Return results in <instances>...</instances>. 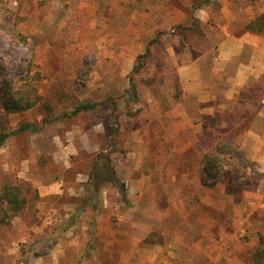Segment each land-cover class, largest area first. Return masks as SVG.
Wrapping results in <instances>:
<instances>
[{
    "label": "rangeland",
    "instance_id": "1",
    "mask_svg": "<svg viewBox=\"0 0 264 264\" xmlns=\"http://www.w3.org/2000/svg\"><path fill=\"white\" fill-rule=\"evenodd\" d=\"M205 1L0 0V88L5 83L12 89L22 86L38 97L32 108L22 112L5 113L0 107V132H10L20 124L34 128L10 135L13 152L9 159L0 156V189L21 183L26 200L15 216L4 218L0 210V264H133L128 260L134 262L137 256L129 257L121 246L106 245L97 225H119L116 215H125L119 226L127 228L133 217L143 222L139 212L152 209L150 204L140 203L135 215L128 211L124 151L132 137L138 147L144 128L147 135L158 130L149 101L163 99L170 104L176 99L177 64L195 59L213 46L217 28L207 37L211 29L192 21V6ZM244 1L254 4L255 0ZM175 13L183 14L185 20L177 24ZM261 20L264 22V14ZM155 37L157 42L150 43ZM137 65L139 71L133 72ZM240 94L238 101L225 103L228 109L215 113L222 117L234 110L236 115L242 114L240 110L257 113L264 99V75L249 82ZM86 102L97 105L68 114ZM213 114L203 115V123ZM237 135L235 130L229 133V137ZM211 136L215 142L220 135ZM155 137L150 139L154 147L151 159L165 167L167 161L157 153L159 140ZM235 140L242 144V136ZM68 145L74 149L68 150ZM201 147L198 155L175 156L178 170L190 168L187 162L200 157L202 142ZM105 155L113 163L117 181L95 186L90 172ZM26 160L29 170L19 177L18 168ZM76 178L82 184L78 192L88 200L96 202L106 196L109 202L119 201L108 223L109 211L95 203H87V213H77L81 195L68 191L69 187L77 189L73 186ZM33 181L40 185L59 181L63 191L40 197ZM220 181L233 195L240 194V186L245 184V178H233L228 166ZM153 189L156 195L169 190L165 185ZM184 189L182 193L195 190ZM100 214L105 216L98 219Z\"/></svg>",
    "mask_w": 264,
    "mask_h": 264
},
{
    "label": "crops",
    "instance_id": "2",
    "mask_svg": "<svg viewBox=\"0 0 264 264\" xmlns=\"http://www.w3.org/2000/svg\"><path fill=\"white\" fill-rule=\"evenodd\" d=\"M192 7V17L211 29L207 37L217 28L213 46L195 59L177 64L176 99L170 104L163 99L149 101L158 130L147 135L144 128L138 147H135L136 137H132L124 151L127 165L122 169L127 172L128 211L135 215L140 203L150 204L152 209L139 212L143 215V222L133 217L127 228L119 226L121 221L124 223L125 215L123 218L116 215L119 225H97V229L104 236L106 245L121 246L124 252L130 253L129 257L137 256L134 262L130 258L123 259L128 263L264 264V177L240 186V194L233 195L221 181L212 187L201 186L199 158L195 162L190 159L187 162L190 168L181 171L175 162V156L186 159L187 154H200L203 115L225 109L226 102L238 101L240 91L264 75V22L261 20L264 0H255L254 4L244 0H207ZM184 17L175 13V22L181 23ZM261 104L251 123L253 125L242 135L241 147L256 163L257 171L264 174V99ZM153 134L159 140L157 153L167 161L165 167L160 161L151 159L154 147L150 139ZM8 138L0 147V156L6 159L13 152ZM66 148L74 149L69 145ZM27 164L28 160L22 161L20 168L17 167L19 177H24L29 170ZM191 169L195 176L192 171L189 173ZM158 172L160 177H157ZM33 182L40 197L58 195L63 191L59 181L44 182L43 185ZM73 184L77 189L69 187V193L80 194V180H74ZM158 185L169 188L165 195L153 193V188ZM187 187L195 190L182 193ZM196 191L203 194L197 195ZM80 195L78 199L82 205L78 204L77 213H87L90 208L87 203H95L101 210L106 208L109 211L105 219L107 223L114 215L115 204L119 203L109 202L106 196H100L95 202ZM103 216L100 214L98 219Z\"/></svg>",
    "mask_w": 264,
    "mask_h": 264
},
{
    "label": "trees",
    "instance_id": "3",
    "mask_svg": "<svg viewBox=\"0 0 264 264\" xmlns=\"http://www.w3.org/2000/svg\"><path fill=\"white\" fill-rule=\"evenodd\" d=\"M192 19L193 23L196 22V19L193 17ZM20 39L21 43H25L23 38ZM157 39L155 37L150 43H156ZM137 71H139V65L133 68V72ZM130 81L132 83L131 79ZM240 96L242 95L240 94ZM37 101L38 97L34 94H29L22 86L12 89L5 83L0 88V107L5 113L25 111L32 108ZM96 105L97 103H81L75 106L68 114L75 115L79 112L88 111ZM240 111H242V114L237 113V115L235 110L229 113L223 112L226 113L223 117L214 113L212 116H208L206 123H203V133H201L200 141L204 146V152L199 157V180L201 186L212 187L215 185L225 166L230 168V173L234 179L245 178L246 185L255 183L264 177V174L257 171L256 163L247 157L244 149L235 140L237 136H242L249 129L251 117L257 110H254L253 113ZM29 129L33 130L34 128L30 124H20L10 132H0V147L10 135H16ZM233 130L238 135L229 137V133ZM212 133L220 135L215 142V138L211 136ZM90 173L92 174L91 182L95 186L101 183L114 184L117 181L113 165L106 155L101 164L95 165ZM20 185L21 183L14 185L5 184L0 189V210L4 211V218L17 215L25 204L26 200L22 196V187ZM79 205L81 206L82 204L80 203Z\"/></svg>",
    "mask_w": 264,
    "mask_h": 264
}]
</instances>
